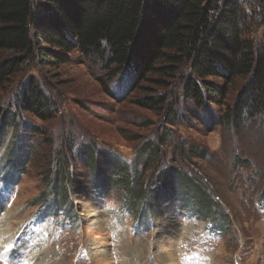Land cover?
Wrapping results in <instances>:
<instances>
[{
  "label": "rangeland",
  "instance_id": "1",
  "mask_svg": "<svg viewBox=\"0 0 264 264\" xmlns=\"http://www.w3.org/2000/svg\"><path fill=\"white\" fill-rule=\"evenodd\" d=\"M242 3L245 12L242 22L248 30L246 38H251L264 53V0H243ZM11 56L12 53L0 52V58ZM69 58L70 62L55 67H45L35 58L29 59L22 71L0 91V107L13 109L17 114L13 122L16 125L0 123V139L3 136L0 175L7 178L4 168L6 163H11L6 159L22 155L30 160L26 174L19 178L10 176L14 181L19 179L18 185L10 193L6 190L0 200V215L6 210L11 212L14 205L15 224L20 227L9 226L11 235L4 236L10 259L22 252L25 242L20 241L19 232L28 229L38 209L44 210L40 214H46L49 209L44 205L60 202L59 194L61 199L67 198L61 205L72 204L78 212V223L71 229L63 226L44 242L51 244L50 249H43L52 253L49 263L57 264L63 258L64 264H113L114 261L125 264L122 256L125 253L133 264H264V115L247 116L234 124L227 121L216 124L208 113L184 96L186 80L192 76L188 62L177 65L178 70L169 75L149 74L147 80L136 86L134 76H127L124 71L113 77L112 71L119 68L109 70L108 64L100 59L86 57L78 51L72 52ZM166 64L162 60L157 68ZM32 76L57 106V113L49 120L16 108L17 96ZM207 80L217 86L224 85L220 78ZM245 83L243 78H238L230 84V105ZM152 97H163L167 104L154 109L139 104V100ZM225 107L215 106L214 110L222 115ZM168 118L173 119L172 124ZM213 122L214 128L210 127ZM91 144L96 150H106L113 158L127 162L131 170L136 165L138 171H143L149 164L142 167V153L148 148L153 147L152 155H158L143 171L142 183L134 184L133 203L139 206L136 217L144 207L141 196L144 194L149 199L160 172L171 167L181 168L194 175L206 196L218 203L214 207L217 217L223 222L225 217L229 218L230 221H225L229 222L227 232L210 234L209 224L202 219L195 221L182 210L176 213L171 208L160 216L151 214L149 233L136 227H121L116 232L105 230L101 224L110 226L112 221L103 203L113 201L116 205H126L129 190L115 185L102 203L96 194L68 188L72 174L82 178L83 185L91 184V171L79 154L82 147ZM191 148L205 151L203 157L190 158ZM131 173L137 175L134 171ZM107 174L112 176L110 171ZM0 188H3L1 180ZM180 193L188 199L183 197L185 206L180 209L194 211L198 206L209 209V200L194 198L185 190ZM96 206L105 211H98ZM95 217L93 224L97 228L91 227L87 220ZM117 220H120L118 215ZM36 224L37 230H43ZM28 236L23 235L25 239ZM136 247L137 252H133ZM104 249L108 251L107 258L105 263H99L94 252L106 256ZM54 252L59 255L52 258ZM0 264L10 263L0 258Z\"/></svg>",
  "mask_w": 264,
  "mask_h": 264
},
{
  "label": "trees",
  "instance_id": "2",
  "mask_svg": "<svg viewBox=\"0 0 264 264\" xmlns=\"http://www.w3.org/2000/svg\"><path fill=\"white\" fill-rule=\"evenodd\" d=\"M242 1L0 0V52L12 53L7 59L0 58V91L22 71L29 59L35 58L45 67H55L70 62L69 55L78 51L107 63L109 70L119 68L112 69L113 77L126 71L127 76H134L136 86L147 80L149 74L169 75L178 70L177 65L188 62L192 76L186 80L184 96L208 113L216 124L226 121L234 124L247 116L264 115V53L251 38H246L248 30L242 22L245 17ZM162 60L168 65L157 68ZM209 77L223 79L224 85L217 86L207 80ZM238 78H243L246 83L230 105V84ZM139 104L154 109L167 102L163 97H152L139 100ZM215 106H226L225 112L218 115ZM56 107L46 89L33 76L16 99L18 111L33 114L41 120L51 119L57 113ZM16 117L13 109L0 107L2 125L13 123ZM168 121L173 123V119ZM215 122L210 127L214 128ZM152 152L153 147L142 153V167L149 163L143 171L151 165V159L158 156H153ZM204 153L195 148L188 152L190 158L193 155L203 157ZM79 154L89 166L91 184L83 185V179L72 174L68 188L96 194L103 201L110 188L123 185L129 190L125 206L144 227L150 226V215L154 212L160 216L166 209L177 212L180 206L184 207L182 199L187 197L180 191L185 190L194 198L210 201L208 210L198 206L192 213L227 232L225 228L229 222L225 221H230L229 218L225 217L223 222L217 217L214 207L218 203L207 197L195 176L185 170L171 167L160 172L149 199L144 194L141 196L145 200L144 207L136 217L139 206L133 203V189L134 184L142 183L143 171H138L136 165L131 170L127 162L113 158L106 150H96L94 144L82 147ZM6 160L12 164L6 163L4 168L7 179L26 174V165L30 161L27 157L18 155ZM109 171L112 176L107 174ZM63 187L65 189V185ZM57 195L60 202L44 205L45 208L51 213L65 208V212L76 219L78 212L74 211V206L61 205L67 198L61 199Z\"/></svg>",
  "mask_w": 264,
  "mask_h": 264
},
{
  "label": "bare ground",
  "instance_id": "3",
  "mask_svg": "<svg viewBox=\"0 0 264 264\" xmlns=\"http://www.w3.org/2000/svg\"><path fill=\"white\" fill-rule=\"evenodd\" d=\"M1 196H2V194L0 193V198H1ZM17 200V199H16ZM112 206H114L113 204H111ZM97 207V206H96ZM13 209H12V211L11 212H9V210H6V212H5V214L3 215V216H1L0 215V243L1 244H3V243H7L8 241H7V239H4V236L5 235H11L10 234V231H9V226L11 227V229H12V227L14 228V226H16L17 227V225L15 224V222H17V220H15V218L17 217L16 216V214H15V207H14V205H13V207H12ZM103 208V207H102ZM102 208H100V207H97V210L99 211V210H101V211H105L106 210V213L111 217V221H112V223L110 224V226H108L107 224H105V223H103V224H101V226H104V227H106L105 228V230H107V231H114V230H119V225H120V223H118L117 221H116V216L115 215H113L110 211H108L107 209H102ZM0 210H2V208L0 207ZM78 218V217H77ZM77 218L76 219H74L75 220V222L76 221H78L77 220ZM91 220H89V219H87L88 220V222H89V224H90V226L91 227H94V228H97V227H95V225L93 224V221L96 219V217L93 219V218H90ZM104 220V219H103ZM1 221H6V222H2L1 223ZM97 221V220H96ZM23 224H24V222H22ZM17 229H20V227L18 228L17 227ZM16 229V230H17ZM158 234H160L159 232H158ZM163 234V233H162ZM180 235V234H179ZM184 235H186V233L184 232ZM163 236V235H162ZM141 240H143L142 238H140ZM172 239V238H171ZM3 240H4V242H3ZM132 241V240H131ZM131 241H130V243H131ZM163 242H166V241H163ZM172 242V241H171ZM110 246H111V244H110ZM95 248V247H94ZM95 249H97V248H95ZM137 247L134 249H132V251L133 252H137ZM88 251V250H87ZM99 251V250H98ZM105 252L106 253V256L105 255H103V254H101V253H98V252H94V254H95V256H96V258L98 257L99 259L97 260L99 263H101V262H103V263H105V259L107 258V255H108V251L107 250H102V252ZM131 251V252H132ZM89 253V256L91 257V259H92V254H91V252L89 251L88 252ZM50 254H52V253H50V251H49V253L47 252V253H42V254H40V256H39V258H38V263L39 264H45L46 263V261H50V260H52L51 258H50ZM56 254H58L57 252L55 253H53V257L52 258H54V255H56ZM122 256L125 258L124 260H123V262L125 263V264H128V263H131V264H133V261L132 260H129L130 258H128L127 257V255H125V253L123 254L122 253ZM136 256V255H135ZM133 257V256H132ZM27 258H29V255L27 256ZM139 259H140V257H138ZM132 259V258H131ZM17 260V259H16ZM18 261V260H17ZM131 261V262H130ZM47 264H52V263H49V262H47ZM57 264H64V262H63V258H61L60 260H57ZM113 264H115V261L113 262ZM120 264H122V263H120Z\"/></svg>",
  "mask_w": 264,
  "mask_h": 264
},
{
  "label": "snow or ice",
  "instance_id": "4",
  "mask_svg": "<svg viewBox=\"0 0 264 264\" xmlns=\"http://www.w3.org/2000/svg\"><path fill=\"white\" fill-rule=\"evenodd\" d=\"M113 206L112 205H108V208L111 209Z\"/></svg>",
  "mask_w": 264,
  "mask_h": 264
}]
</instances>
